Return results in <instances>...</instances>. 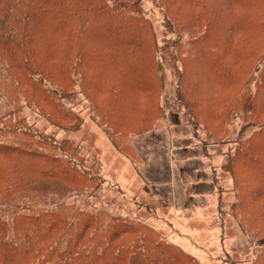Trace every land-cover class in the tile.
Listing matches in <instances>:
<instances>
[{"label":"trees","instance_id":"trees-1","mask_svg":"<svg viewBox=\"0 0 264 264\" xmlns=\"http://www.w3.org/2000/svg\"><path fill=\"white\" fill-rule=\"evenodd\" d=\"M153 2L166 32L177 35L173 42L178 50L172 54H180L184 66L176 92L190 120L224 135L234 116L251 118L254 130L237 140L231 163L240 184L241 200L235 206H242L247 195L242 184L255 186L250 198L257 201L264 197V179L249 182L236 171L242 161L258 165L264 160V0ZM94 29L102 32L91 37L98 47L108 54L123 53L125 61L142 60L163 93L166 53L143 0H0V92H9L15 113L23 95L55 123L77 120L65 99L74 92L76 77L87 72L88 52L87 45L82 49L71 40L87 42ZM207 41H213L211 47ZM194 51L200 57L207 53L211 63L196 66L198 74L209 79L211 74L224 79L232 74L230 93L198 91L222 105L217 120L205 114L217 111L215 105L203 111L202 102L197 104L188 92L193 83H187L183 55ZM80 88H85L82 82ZM18 119L9 123L12 135L0 139V204L15 206L8 214L0 209V264H199L145 223L87 202L67 201L73 194L93 196L98 190L101 177L94 163L73 140L54 139ZM46 197L55 200L54 206L43 204Z\"/></svg>","mask_w":264,"mask_h":264},{"label":"rangeland","instance_id":"rangeland-1","mask_svg":"<svg viewBox=\"0 0 264 264\" xmlns=\"http://www.w3.org/2000/svg\"><path fill=\"white\" fill-rule=\"evenodd\" d=\"M143 7L166 53L162 63L163 93L158 90L159 81L145 71L142 60L125 61L123 53L119 56L117 50H112L108 54L98 47L91 37H101L102 32L94 29L87 42L71 40L82 49L87 45L88 52L87 72L82 79L76 77L78 85L65 99L77 120L55 123L23 95L19 96V110L15 113L9 92H0V116L8 117L0 120V139L12 135L9 123L19 117L54 139H71L80 153L94 163L101 185L93 196L76 193L67 201L87 202L110 214L145 223L199 264H264V197L252 201L255 186L242 184L247 195L240 201L242 206H235L241 198L237 196L240 184L235 181L231 163L237 140L254 130L252 120L239 113L227 124L224 135L190 120L176 92L184 66L180 54H172L178 50L173 42L177 35L166 32L153 0H143ZM75 33L67 34L72 37ZM207 42L211 47L213 41ZM194 52L183 55L187 59V83H193L188 92L197 104L202 102L199 108L203 111L211 105L217 107V111L205 113L215 120L222 105L218 108L212 99L200 97L198 91L219 94L221 89V93L228 94L233 87L229 80L232 74L225 76L228 79L198 74L196 66L204 68L211 63L207 62V53L200 57ZM81 82L84 89L80 88ZM153 87L156 94L150 91ZM236 174L249 182L264 179V160L258 165L242 161ZM43 202L46 207L56 203L51 197ZM14 207L0 204L7 214Z\"/></svg>","mask_w":264,"mask_h":264}]
</instances>
